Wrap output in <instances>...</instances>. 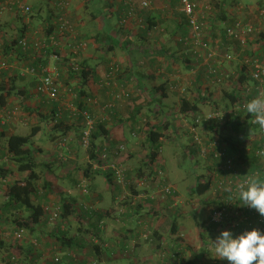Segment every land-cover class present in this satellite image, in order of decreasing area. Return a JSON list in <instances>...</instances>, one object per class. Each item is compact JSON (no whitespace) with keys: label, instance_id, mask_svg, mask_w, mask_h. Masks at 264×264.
Instances as JSON below:
<instances>
[{"label":"crops","instance_id":"0c3cea01","mask_svg":"<svg viewBox=\"0 0 264 264\" xmlns=\"http://www.w3.org/2000/svg\"><path fill=\"white\" fill-rule=\"evenodd\" d=\"M71 1V19L79 38L88 41V47L75 56L64 50L61 61L56 64L60 67V70L66 68L69 72L70 66L79 62H88L95 68V75L86 88L87 93L91 94L94 102H96L91 106L97 115H103L106 105H114L115 111H112L107 123V131L113 140H108L114 141L117 145L126 144L129 149V158L132 159L128 161L123 159L122 162H118L122 165L127 163L126 174L129 178L146 177L148 173L150 176L151 173L144 167L145 159L141 161V156L136 159L134 158V153H132L133 148H138L137 145L144 148L143 145L146 138L142 134L138 138L131 135L135 130L140 129L139 124L142 122V118L155 117L156 119L169 122L171 128L167 132L169 137L175 133L188 134V125L183 123V115L180 109L181 94L178 93L177 95V93L168 92L166 98H161L160 94L162 93L161 88L166 85V82H169V84L176 82L174 77L178 71H181L182 68H184L185 72L187 71L186 62H183V48L176 41L177 35L183 33V28H181L183 26L180 23L184 20V15L179 11L180 0H151L153 2L147 9H142L140 4L137 3L136 11L131 18L128 15L131 0ZM29 4L35 10L33 11L34 15L31 17H43V22L38 26L35 19L32 18L31 25L34 28L45 25L48 19L49 22L54 21L55 9L53 1L43 0V4H41L40 0H29ZM0 15L12 19L16 18L13 14L0 13ZM166 19L171 20L172 23L175 22V30L171 31L168 26H166V29H161ZM151 20L156 26L146 35L144 32L146 23ZM1 21L3 22L0 23V26L5 27L7 25L5 17ZM168 31L169 33H167ZM5 33V31L0 32V43L4 41ZM126 38H130L133 41L130 47L123 45ZM166 38L167 40H164ZM161 42H163L162 45ZM14 52L15 50H10L7 55L5 54L4 58L10 62V67L0 73V87L6 85L16 89V93L4 97L6 102L4 109L7 112L0 117V159L7 161L4 165L2 163L4 170L2 168L0 171V218L2 221L0 233H6L11 236L7 240L9 242L23 237L26 242L24 243V250L30 252L32 247L29 242L35 234L42 240L48 234L54 237L52 233H49L48 228L52 227L54 234L58 227L61 226V223L58 225L50 224V212L53 211L52 208L54 207L63 209V201L70 199L69 201L72 200L77 209H80L84 203L93 206L95 209L98 206L100 207L97 209L98 215L94 218H86L92 221L84 223L85 225H91L90 231L87 232L92 233L89 238H92L93 242L97 239V245L101 246V264H106L107 262L126 264V261L132 264H154L155 257L158 255L154 251L155 247L152 249L140 239L139 236L142 233L141 225L128 219L127 216H123L124 213L121 211L122 206L119 205V200L126 193L129 194V190L120 185H118L119 187L116 190L111 189L106 178L102 175H97V172L92 170L89 155L86 154L88 156L84 158V154L81 151L84 148L80 145L76 132L71 131L70 133L72 140L69 143V146H71L69 155L73 154L72 156L74 157L73 161H71L72 164L57 161L58 150L56 146L58 140L57 142L54 141L53 147L48 148V150L50 149L49 152H46L44 146L40 144L41 140H35V138L40 139L41 133L49 127L46 118L51 112L50 100L44 96L36 95L38 78L27 73V68L34 62L33 55L25 54L21 51V57H17V55L14 57L12 56ZM163 52L166 56L162 55ZM2 57L0 55V60ZM35 61L38 62V60ZM51 62L54 63V61ZM63 72L64 70L61 72V84ZM69 72L66 84H69L72 79V75ZM230 72L235 73L232 70ZM77 79L79 82L81 81L79 77ZM159 87L161 88L159 89ZM38 97L40 98L38 105L35 104L32 107L30 103ZM36 101L38 100L36 99ZM1 103L0 100V106ZM59 107L55 111H58ZM14 110L19 111L20 120L12 123L8 119V114ZM23 126L31 127L32 132L34 129L37 130V134L32 138L34 161L39 174V191L36 196V202L44 209L47 206L52 207L49 212L45 210L43 223L39 226H34L32 230H25L17 224L11 223L12 219L9 216L14 213L17 214V210H14L13 207L8 213H3V206L7 199L5 194L6 186L28 175L27 172H19L17 170L18 166L9 161L7 156H4L5 145L9 135L28 136L32 134L25 133ZM181 140L182 142L184 141L183 139ZM37 157H40V159H37ZM101 178L104 181H101ZM83 179L89 185V194H84L78 186V183ZM45 182L48 183V187H45ZM62 185L65 187L60 190L59 186L62 187ZM191 189L192 187L190 191ZM132 192V194H137V196L140 194L138 190H133ZM62 193L64 195L61 196ZM130 198L132 199L133 196ZM19 215L23 217L24 213L19 212ZM75 215L76 213H73L70 217L72 218ZM78 218L81 219L82 217ZM168 218L165 217L160 220V216H157L152 221L151 226H157V228L162 230L161 228L165 225ZM102 221H106L108 225L106 232L99 227ZM8 223L11 224L9 230H7ZM183 224L184 222L180 225L178 231L181 232L180 229L184 230L182 233L185 235L187 243L192 245L190 240L193 239L192 233L187 234V228ZM62 227H68L67 231L73 230L72 226L65 222ZM87 228L86 230H88ZM3 230H7V232H3ZM79 230L85 232V226L82 225ZM17 231L20 233L23 231V234L21 235ZM165 231L167 232V229ZM164 234L167 237L166 233ZM67 238L69 239L67 241L60 239L55 241L48 240L45 243L44 250L35 249L32 257L36 258L35 260L38 264L39 262L40 264H50L49 261H52L50 258L52 256H61L63 264H88L96 257V254H94L95 248L94 250L91 249L89 242L86 241L84 243L76 239L75 236L70 237L69 232ZM70 238H73V242H70ZM67 243L71 244L67 245ZM125 246L128 247V250L122 251ZM25 255L26 253L22 254V258ZM201 256L199 264H210L206 257Z\"/></svg>","mask_w":264,"mask_h":264},{"label":"trees","instance_id":"16d2710c","mask_svg":"<svg viewBox=\"0 0 264 264\" xmlns=\"http://www.w3.org/2000/svg\"><path fill=\"white\" fill-rule=\"evenodd\" d=\"M48 1H52V0H48ZM26 2L27 4H29V0H26ZM215 7L219 8V4H216ZM220 7L221 8H219V10L220 9L221 10L219 13V20H221L222 22H231L232 20H234L232 15L224 11L222 5ZM33 11H35L34 8ZM258 12L262 13L260 11ZM263 16L264 14L262 15V17ZM17 19H21V16H19ZM180 25L183 26L181 28H183L184 30L182 34L188 32V23L185 17L184 20L180 23ZM155 26L156 25L153 24L152 20L146 23V28L144 29L146 35ZM222 27L223 26L221 24L215 23L212 26V30L210 34L214 36L216 34V31L221 30ZM23 31L26 30L20 28L18 30L17 35L14 36V37L18 36L19 39H14V37L5 38L6 34L4 35L3 50L6 55L10 50H18L17 54L19 56L22 55L18 47V40H20V38L22 37L21 33H23ZM259 37H262L264 39L263 31L260 33ZM259 37L256 38V40L252 44L257 45L258 53H264V42L263 40L262 41L259 40ZM83 41L87 42L88 44L87 40H83ZM132 42L133 41L130 38H126V40L123 42V45L130 47ZM176 59H177V55H176ZM183 62H186L188 71L196 70V66L194 65V62H192L190 59L188 61L187 58L186 60L183 59ZM42 63H46V61H43ZM34 65L35 63H32V65L30 64L29 66L37 67V65L35 66ZM58 68L61 73L62 69L60 70V67ZM238 68L240 69V67ZM69 73L72 75V78L79 77V79L81 80L80 85L75 87L77 100L79 99V103L77 104L80 109V112H78L79 113L78 117L75 119V123L78 124L75 125V123H73V121L69 117L70 112L68 111L64 113L65 116L63 118H57V114L59 111H55V110H57V108L59 107V102L53 100L49 101L51 112L46 119L48 123L50 122L53 123L52 125L53 132L57 134L60 133L62 137L72 138V135L70 133L71 131H75L76 134L78 135V138H80L83 134L82 131L84 129L85 126L84 123L86 121L85 117L83 116V112H88V114L90 115L91 114L97 115L96 111L91 106L92 104H90L88 100L92 98V95L88 94L86 91L87 86L89 85L90 81L95 75V68L92 67L90 64H88V62H82L79 63L77 70H74L73 67L70 66ZM61 75L62 74H60V77ZM194 77L196 78L194 85L187 86L185 88L184 94L181 95L182 96V101L180 106L181 114L183 115L182 117L183 119L190 118L192 120L191 123H185V124L188 125L187 131L188 134L190 135L191 145L193 149L195 151H198V149L202 147V151H203V147L209 148V150L207 151L208 154L206 156V160L209 162V164H211L210 165L211 170L214 169L217 170L215 171L217 174L216 176L214 174H210V175L203 174L202 177H200V179L198 180L197 184H195V186H192L191 193L192 195L199 197L205 195L209 191L212 192L215 195L214 196L215 198H213L214 200H210V202H212L213 204L211 211L213 214H215L220 210L227 209L231 204H235L236 206L242 202L237 195V188L241 184H244L248 179L254 177L258 180L259 179L264 180V129H261L257 124H255L254 118L251 115H249L245 111V109L242 108L244 103L247 104L250 100L254 98L264 99V85L262 86L263 95L259 96L256 90V86L258 84L251 80L248 70L243 71L241 75L238 74L236 76V79H234L230 73L224 84L215 87L212 86L208 87L205 90V93H207L208 95L205 96L203 94V90H202L203 88L201 89L200 87L205 80L203 71L201 70L198 71L197 74L194 75ZM229 80L230 82L227 83V81ZM165 84L166 85L162 86V88L159 87V89L161 88L162 90V93L158 91V93L161 94V98H166L168 92L174 93L175 90H173L171 86L174 85V87H177L178 85H180V82L176 81V82H171L170 84L169 82H166ZM225 84L233 85L232 89L230 87L227 90L224 87ZM222 86L223 88L221 89ZM249 87L253 89L254 93H250V94L246 93V89H248ZM5 90L9 95L16 93V89H14V87L11 88L6 85L0 87V92H4ZM193 91H196L195 95L192 94ZM4 97H5L4 95L0 94V100L2 102L0 106V110L4 108V105L6 103ZM236 103H238L241 107L237 109L236 112L235 111L232 112V116L228 121L220 122L215 120H206V117L211 112L216 111L217 109H227V108L233 109ZM112 111H115L114 107L112 108ZM200 118L201 121L198 123L197 120ZM143 119L144 121H142L139 124L140 129L135 130L133 133H131V135L138 138L140 137V134H142V136L146 138L143 147L146 148L145 152H148L147 155L149 158L147 157V159L144 161L145 163L144 167L146 169H150L151 177L153 176L156 177L158 175L157 170L163 169V167L158 165L159 158L162 155L161 142H163L165 138L169 137V134L167 132L171 128L169 122L165 120L162 121L160 119H156L155 117L152 120H147L145 118ZM107 123H108L107 119L105 120L99 119L95 122L94 129L91 134L92 145L87 150V154L89 155L90 161L96 160L101 155L100 153H102L104 149L103 144H105L106 140L108 139L113 140L110 138L109 133L107 131ZM195 127H197L198 129L196 134L192 133V128ZM31 133L32 134L28 136H21L17 134L9 135L7 137V141L5 145L6 151L4 153V156H7L9 158V161L15 163L18 166L17 170L19 172L28 173L27 177L25 178L21 177L20 179H17L13 181V183H10L9 185L6 186L5 189L6 192L5 191L4 192L7 196V199L3 206V213H8L11 207H13L14 210H17V214L15 213L11 214L9 218L12 219L11 221L12 224L15 223L19 227L24 228L25 230H32L34 226H39L40 224L43 223L45 217V209L36 202V196L39 191L38 188L39 174L37 172L36 162L34 161L32 138H34L35 135L37 134V130L34 129V131ZM209 134H212V136H210ZM111 142L112 144H115L114 141ZM124 145L127 146L126 144ZM61 150H62L61 152H64V154H66L68 158L69 156L68 150H64V149ZM6 162L5 160H3V165ZM3 165L0 166V171L2 168H3L2 170H4ZM230 172L236 175V178L235 177L232 178L234 179L233 183L227 182V177H229L232 174ZM97 175L104 176L112 188L117 186L115 190L119 187L118 185L115 184L113 173L111 172L104 173L98 170ZM160 181L162 183H165V185L167 186L171 185L175 187L174 185L168 182V178L166 177V175L161 177ZM44 185L45 187H48L47 182H45ZM145 192H149V191H145ZM132 193L130 192V197ZM62 195H64V193H62L61 196ZM136 196L137 194L136 195L133 194V197ZM69 200L70 199H67V201H63L64 205L62 210L63 211L62 219L63 218L68 219V217H70L73 213L78 212V209L75 207L73 201L72 200L69 201ZM147 203L148 201L144 200L142 201V203L138 202V205L135 206H133L130 203L125 204L124 206L125 211L124 214L123 213L122 214L123 216H127L128 219L133 220L134 222L145 224L147 228L149 227L151 229V234L149 238L143 242L147 243L148 245L153 244L156 246L157 250L164 251V246L166 242L165 239H167V237H165L164 232L161 231L160 228H157V226L152 227L151 224L152 221H154L155 218H157V216H160L161 218V215L163 216L165 213L157 209L151 210ZM173 208L174 207H172L171 209ZM177 210L178 209H173L172 213L169 215V219L172 220L171 222L173 224L171 232L173 236L176 237L175 242L177 244L176 247H174L172 250L177 251V255L179 254L178 260L180 261V264H199L198 263L199 259L202 256L197 257V255L194 254L191 258L186 257L187 253L185 254V251H189L192 248L190 245L189 246L183 245L186 246L185 250H182L183 248L179 246V239L184 240L186 242L185 240L186 238L183 237L182 234L178 231L180 225H179V214H177ZM80 211L82 212V214H80L78 217H82V218H94L99 213L96 209L92 208L91 205L85 203L82 204V206L80 207ZM19 212L24 213L23 217L22 216L20 217ZM212 217L213 216L210 215L208 221L210 225H207L206 227L203 225V223L200 220L197 222L199 226L198 228H199L200 240L206 246L208 245V243H210L208 241V238L210 237L207 234V231L220 227H222L223 230L225 227V224L223 225L221 223H215L214 221H212ZM61 220L57 221L56 225L61 223L62 222ZM64 222L62 224H64ZM211 224L213 225L211 226ZM61 226H59L57 229L58 233L52 234V236L55 235L57 239L67 241L69 240L67 238L69 231L66 230L67 228L62 229ZM3 232H7V231H3ZM17 232L21 235L23 234V231L22 233H20L19 231ZM35 236H37L36 237L37 239H30L29 245L34 240L39 239V236L37 234H35ZM70 242H73V238H70ZM24 243L26 242L23 237L13 239V241L11 240V242L6 240L3 241L1 239L0 264H34V263L38 264V262H36L35 260L36 258L32 257V253L35 252L34 246L31 244L32 247L31 251L26 252L24 250L25 248ZM70 244L67 243V245ZM94 248H95L94 254H96L94 260L98 261V263L101 264V260H102L101 258L102 253L100 252L101 246L96 244L93 247V250ZM127 250L128 247L125 246V248L122 251H127ZM203 251H205L206 253L210 252L206 248H204ZM22 253L23 255L24 253H26L24 258H22ZM210 254L211 253H209V255L207 254V257H211ZM56 257L59 256L50 257L53 260L51 261L49 259L50 260L49 263L63 264V260L61 256L59 257L61 260L58 263L55 262ZM208 260L210 263L212 260H214L215 262L220 264V260L218 257ZM92 263L93 262H90L88 264H92Z\"/></svg>","mask_w":264,"mask_h":264},{"label":"built area","instance_id":"2783aa9c","mask_svg":"<svg viewBox=\"0 0 264 264\" xmlns=\"http://www.w3.org/2000/svg\"><path fill=\"white\" fill-rule=\"evenodd\" d=\"M52 1L55 9L54 21L48 22L37 28H34L31 25L33 8L30 4H27L26 0H0V13L13 14L15 17L21 16L24 23L22 29L26 31L21 33L22 37L18 40V47L25 54L33 55V63L37 65V67L34 65L35 67L32 66L27 69L28 74L38 78L36 94L44 96L48 98V100L59 102L60 99H58V97L60 98L61 96L62 84L60 77L61 73L56 63L61 61L64 50L70 55L75 56L81 51L87 49L88 44L79 38L75 25L71 19V0ZM202 1L203 0H180L179 11L184 15L188 23V32L182 34V36L176 40L183 48L184 59L186 60L187 58V61L190 59L194 62L196 70L190 71L191 76H193L186 86L181 87L178 85L177 87H174V85H172L171 88L175 91L178 90L179 93L183 95L187 86L194 85L196 79L194 75L201 70L204 73L205 80L200 87L201 89L203 88V94L206 96L208 94L205 93V90L208 87H215L224 84L230 74V66L234 61H238L240 67L239 75H241L243 71L248 70L251 80L258 84L256 86L257 94L262 96V86L264 85V53H258L257 45L252 44L256 38L259 37L261 28L257 26L255 21L250 20V18H234L231 22H222L219 20L220 10L214 6V0ZM137 3L140 4L142 9H147L151 6L152 1L131 0L130 12L128 14L130 18L136 11ZM238 10L241 11L242 8H239ZM249 14L251 16V13ZM215 23L221 24L223 27L221 30H217L216 34L213 36L210 32ZM14 39H19V37H14ZM3 44V42L0 43V55L3 56L0 60V73L10 67V64L4 58L5 53L3 50ZM35 60H38V62ZM40 61H46V63L43 64L40 63ZM51 61H54V63ZM78 66V63L72 64L74 70H77ZM246 93L250 94L254 92L253 89L249 87L246 89ZM89 102L90 104L94 103V101L90 99ZM245 105L246 103L242 106L243 109H245ZM113 107L114 105L112 104L107 105L105 110L111 112ZM240 107L241 106L236 103L233 109H217L216 111L211 112L206 117V120L226 122L231 118L232 112H236ZM72 108L73 107H68L67 105L62 104L58 109L59 112L57 118H63L65 116V111H68L70 112V119L75 123L74 119L78 117L80 109ZM14 111L15 112L9 113V120H11V118L15 120L17 119L18 113L16 110ZM1 116L2 114L0 113V117ZM83 116L86 121L82 131L83 134L79 141L80 145L87 151L92 145L91 134L95 122L99 119L108 120V117H104L103 115H90L88 112H83ZM200 121L201 118L197 120L198 123ZM197 131V127L192 128V133L196 134ZM71 140L72 139L68 137H61L58 140L56 148L58 150V158L61 159V161H66L67 156L64 152L60 151H62L61 149L68 150ZM114 145L115 144H112L110 140H106L105 144H103L104 149L102 153H100L101 155L96 160L90 161V163L94 172L100 170L104 173H113L114 181L117 185L123 184L126 169L118 162V160L114 159L116 157V155H114L115 152L113 151ZM125 150L126 146L124 144H118V152H123ZM2 163L3 160L0 159V166ZM162 172V169H158V175L156 177L150 176L147 178H153L154 185L155 182H160L161 177L164 176ZM233 177L236 178V175L231 174L227 177V182L233 183ZM147 178L142 177V181L139 185L144 186ZM78 186L84 194H89L90 191L86 181H80ZM162 191L165 195H173L175 193V189L171 185H162ZM51 208V206L46 207L45 210L49 212ZM92 208L94 207L92 206ZM226 210L228 212V209H224L213 214L212 221L215 223L223 222ZM78 212L82 214L80 209H78ZM62 213L63 211L61 208L54 207L53 211L50 212L49 220L52 223L61 220L63 217ZM244 228H246V224L242 225L239 229L246 231ZM60 260L59 257L55 258V262L57 263L60 262ZM92 264H98V261L94 260ZM210 264L219 263L212 260Z\"/></svg>","mask_w":264,"mask_h":264},{"label":"rangeland","instance_id":"374dc122","mask_svg":"<svg viewBox=\"0 0 264 264\" xmlns=\"http://www.w3.org/2000/svg\"><path fill=\"white\" fill-rule=\"evenodd\" d=\"M40 2H41V4H43V0H40ZM202 2H205V1L203 0ZM213 3L215 5L219 4V8H221L220 6L222 5V7L224 8V11H226L228 14L232 15L233 18H243V19L250 18V20L255 21L257 26H259L261 28L260 29L261 32L263 31V33H264V16L262 17V15L264 14V0H215V1H213ZM219 8H217V9H219ZM239 8H242V10L241 11L238 10ZM258 11H260L262 13H259ZM249 13H251V16ZM4 17L7 21V23H6L7 25L5 27L0 26V32H2V31L6 32L5 38H9V37L13 38L14 36L17 35L18 30L20 28H23V26H24L23 20H22V18L21 19H17V18L12 19V18L0 15V23L3 22L1 20H3ZM32 18L35 19L37 26L41 25V23L43 22V17L42 18L31 17V20H32ZM48 21H49V19H48ZM163 24H164V26L161 27V29H166V26H168L171 31L175 30V27H174L175 22L172 23L171 20L166 19L163 22ZM167 33H169V31ZM179 33H180V31H179ZM163 34H166V33H163ZM177 36H178L177 38H179L180 36H182V33L178 34ZM164 40H167V38ZM172 40H173V38H172ZM259 40H261V41L263 40V42H264V39L262 37H259ZM162 44H163V42H161V45ZM173 44H175V43H173ZM151 47H154V46H151ZM17 52H18V50H15V52L12 55L14 57H15V55H17V57H21L17 54ZM162 55L166 56L164 54V52L162 53ZM178 55H180V53H178ZM178 62H177V65H178ZM8 63H10V62L8 61ZM238 67H239V62L234 61L233 64L229 68L230 70L235 72V73L230 72L234 79H236V76L238 74H240V71H239L240 69H238ZM63 70H64V72H63L62 87H61V95H63V96H60V98L58 97V99H60L59 104H60V106L62 104H64V105H67L68 107L69 106L73 107L72 109H75V108L79 109V106L77 104V103H79V99L77 100V96H76L77 94H76L75 87L79 86L80 82L78 83V79L76 77H74L70 80L69 84H66V81L68 79V69L62 68V71ZM192 76H191L190 71L187 70L185 72L184 68H182L181 71H178V73L176 74L174 79L176 81H180V86L184 87L190 82V79L192 78ZM228 82H230V80L227 81V83ZM232 86L233 85H231V84H229V85L225 84L224 87L228 90V88H230V87L232 89ZM222 88H223V86L221 87V89ZM216 89H217V87H216ZM177 92H179V91L176 90L174 93H177ZM0 94H2L4 96H6V95L10 96L6 91L0 92ZM192 94L195 95L196 91H193ZM177 95H178V93H177ZM39 96L41 97V95H39ZM36 99L38 101H36ZM36 99H34L30 103V105L32 107H34L35 104L38 105L40 98L38 97ZM90 100L94 101L93 98H90ZM94 103H96V102H94ZM108 105H110V104H108ZM64 107H66V106H64ZM6 112L7 111H5V109H1L0 113L3 116V115H5ZM11 112H15V111H11ZM111 112L109 110H107V111L105 110V112H103L104 113L103 116L108 117V119H109ZM17 113H19V111H17ZM9 115L10 114H8V116ZM143 118H145L147 120L153 119L152 117H148V118L143 117ZM143 118H142V120H144ZM8 119H9V117H8ZM19 120H20L19 116H17L16 120L11 118L12 123H15L16 121H19ZM183 120H184L183 123H191V121H192L190 118H186ZM51 125H53L52 122L48 123L49 127H48V129H45L43 131V133H41L40 139L35 138L36 141L41 140L40 144H42L44 146V149L46 152L50 151V149L48 150V148L53 147L54 141L57 142V140H59L62 137V136H60L61 135L60 133L57 134V133L53 132ZM23 129L25 130V133L31 134V132H32L31 127L23 126ZM209 135L212 136V134H209ZM55 136H58V137H55ZM76 137H78V135H76ZM181 139H183L184 141L182 142ZM79 140H80V138H79ZM137 146H138V148H133V151H132V153H134V158L137 159L141 156L140 157V159H142L141 161H143V159L146 160L148 157V155H147L148 152H145L146 148L144 147L145 148L144 149L140 145H137ZM200 146H202V145H200ZM185 147L187 148V150H185L186 149ZM70 148H71V146H69V149H68L69 154L71 153ZM161 149H162V155H161L162 157H161V159L159 158L158 165L163 167L162 174L166 175V177L168 178V182L175 186L174 189H175L176 194L165 195L164 192L162 191V185H165V183H162L160 181V182H155V184L153 185V178H151V179L147 178V177H150L148 175L149 173L146 176L147 179H146V184H144V186L139 185L140 182L142 181L141 177L140 178H129L128 175L125 174V180H124L123 184H117V185H122V187L129 190V194L126 193V195L122 196V198L119 200V205L122 206L121 211H123V213H124L125 204L130 203L133 206H135V205H138V202L142 203V201L146 200V201H148L147 204L149 205L151 210L157 209V210H160L161 212L165 213L163 216L161 215L160 220H162L165 217H169V215L172 213L173 209H178L177 214H179V217H180L179 225H181L184 222L183 225H185L187 228L186 233L187 234L192 233V236H193V239H190L192 241V245L188 244L187 241L185 242L184 240L179 239V246L183 248L182 250H185V247H186L183 245H187V246L190 245L192 247L189 251H185V254L187 253L186 257L191 258L194 254H196L197 257L198 256L201 257V255H203L207 259H214L215 257H217L215 252H214V248H213L214 239L222 231V227L207 231V234L210 237V238H208V241L210 243H208V245L206 246L204 244H201L202 241L200 240L199 228H198L199 226H198L197 222L200 220L205 227L207 225H210V223L208 221H209L210 215H213V213L211 211L213 204H212V202H210V200H214L213 198H215L214 197L215 195L209 191L205 195L197 197L195 195H192V193L190 191V188L192 186H195V184H197L198 180L200 179V177H202L203 174H208V175L214 174L215 176L217 174L215 172L217 170L216 169L211 170L210 169L211 164H209V162L206 160V156L208 154L207 151L209 150V148L203 147V151H202V147H200L198 149V151H195V150H193V147L191 145V140H190L189 134L175 133L171 137L165 138L164 141L161 142ZM36 150H38V149L36 148ZM81 151L84 154V158L88 156V155H86L87 154L86 149H82ZM113 151L115 152L114 155H116V157L114 159H116L118 161L122 162L123 159L126 161L132 160L131 158H129V149L127 146H126L125 151L118 152V145L115 144ZM199 151H202V152H199ZM72 155L71 156L69 155L67 160L63 161V162L61 161V159H59L57 157L60 160L59 161L57 159V161L60 163L65 162V163L70 164L71 161H73V159H74V157ZM117 155H118V157H117ZM37 159H40V157H37ZM138 163H139V161H138ZM126 164L127 163L123 164V167L125 169L127 168ZM90 167L92 168V166H90ZM148 171L150 172V169H148ZM230 173H232V172H230ZM101 181H104V180L101 178ZM86 184L88 185L87 182H86ZM239 184H240V182H239ZM64 187H65L64 185H62V187L59 186V189L63 190ZM88 187H89V185H88ZM116 187L117 186H115L113 188L111 187V189L115 190ZM133 190H138L140 192V194H139L140 197L138 195L136 197H133L134 200H133V198L130 200V192H132ZM89 191H90V188H89ZM145 191H149V192H145ZM131 196H133V194ZM208 203H209V205H208ZM95 207H97V206H95ZM172 207H174V208L171 209ZM99 208L100 207L98 206L97 209H99ZM236 208H238V209H236ZM227 209L230 212H227V210H226V215L224 216L223 222H220L223 225L225 224V227L223 230L230 229L236 233H239V232H242V230H240L239 228H241L242 225L246 224V228H244L245 230L258 229V230L264 231V217H261L255 210L250 209L243 202L239 203L238 206H235V204H231ZM79 215H80V213L77 212L75 216H73L72 218L69 217L67 219V221H66V219L63 218L61 220L62 221L61 224L64 221H65V223L70 224L73 228V230L69 231L70 237L75 236L76 239H79L84 243H86V241L89 242L88 243L89 246L91 247V249H93V245L98 244V241H97V239H95L93 242L92 238L91 239L89 238V236L92 233L91 232L87 233V232L90 231L91 225H85V223H87V222L89 223V221H92V220H87L86 218L80 219L77 217ZM171 221L172 220L169 218L166 219L165 225L161 228L162 229L161 231H163L167 235V240L165 242L164 251L163 250H161V251L157 250L156 246L153 244L149 245L152 249L155 247L154 251L158 254L155 257L154 264H180V261L178 260L179 254L177 255V251L172 250L174 247H176L177 244L175 242L176 237H174L172 232H171L172 225H173ZM1 222L2 221L0 219V223ZM49 223L55 225V224H57V221L55 223H52L49 220ZM72 223H75V224H72ZM80 224L85 226V232L79 230V227L82 226V225L80 226ZM139 224L142 227V234L140 236V239L142 241H145L150 236L151 229L149 227L147 228V226L145 224H141V223H139ZM212 225L213 224H211V226ZM7 226H8L7 230H9V228L11 227V224L8 223ZM107 226L108 225H107L106 221H102L99 227L102 231L106 232ZM86 227H88L87 228L88 230H86ZM62 229H66V227L65 228L62 227ZM165 229H167V232L165 231ZM7 230H3V231H7ZM48 231H49V233L53 234L54 229L52 227H49ZM180 231H181L180 233L182 234V236L185 237V235L182 233V232H184V230L180 229ZM56 233H58L57 230L55 231L54 234H56ZM36 237L37 236H34V238H32V239H37ZM9 238H11V236H9L8 234H6V233L1 234L0 233V240L2 239L3 241H5V240L7 241ZM49 238H51V239H49ZM48 240H51V241L54 240L55 241V240H57V238L55 237V235H54V237H51L48 234L45 236V239L42 240L41 238H39L38 240H34L31 244L34 246V249H39V250L43 249L44 250L45 243L48 242ZM199 248H201V249H199ZM204 248H206L210 252L206 253L205 251H203ZM209 253H211L210 254L211 257H207V254L209 255ZM219 260H220V264H227L226 261H223L221 259H219ZM93 261H94V259L91 260L90 262H93ZM64 264H66V263H64ZM106 264H117V263L116 262H107ZM126 264H132V263L126 261Z\"/></svg>","mask_w":264,"mask_h":264},{"label":"clouds","instance_id":"9594fccd","mask_svg":"<svg viewBox=\"0 0 264 264\" xmlns=\"http://www.w3.org/2000/svg\"><path fill=\"white\" fill-rule=\"evenodd\" d=\"M245 111L264 129V99L250 100ZM237 195L245 205L264 217V180L248 179L237 188ZM213 248L216 256L227 264H264V231L251 229L236 233L230 229L222 230L215 237Z\"/></svg>","mask_w":264,"mask_h":264}]
</instances>
